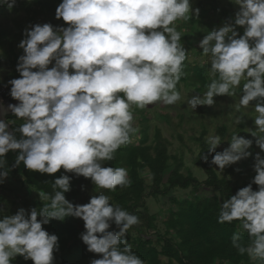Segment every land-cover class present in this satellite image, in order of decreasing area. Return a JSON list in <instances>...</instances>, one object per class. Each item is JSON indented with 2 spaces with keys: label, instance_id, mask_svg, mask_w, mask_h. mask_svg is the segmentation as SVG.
I'll return each instance as SVG.
<instances>
[{
  "label": "clouds",
  "instance_id": "clouds-1",
  "mask_svg": "<svg viewBox=\"0 0 264 264\" xmlns=\"http://www.w3.org/2000/svg\"><path fill=\"white\" fill-rule=\"evenodd\" d=\"M231 3L238 6L234 16L199 41L207 58L201 63L209 65L206 91L184 103L193 111L214 107L216 97L233 98L240 89L233 118L237 126L251 117L242 109L254 105V127L244 131L254 139L239 132H232L230 139L208 135L207 152L200 158L224 172L252 156L254 143L260 149L251 166L255 175L223 200L217 222H238L232 247L252 264H264V0ZM16 4L0 0V7L9 11ZM199 14L193 0H60L54 18L62 24L24 28L17 45L23 50L16 64L19 76L4 84L11 85L9 95L17 103L0 104L5 117L0 119V184L11 168L22 164L30 172L52 176L44 182H51L52 191H36L39 208L20 207L14 214H3L0 208V264H14L17 257L32 264H56L60 240L44 226L68 217L83 221L79 238L98 257L90 264H145L126 238L129 229L140 224L136 214L111 203L103 192L83 204L65 194L72 190L73 177L109 192L131 187L128 169L106 162L137 135L134 109L182 102L177 86L187 74L189 57L178 22ZM9 111L23 122L10 128L15 120L7 119ZM224 141L228 146L217 151ZM9 152H16L11 168ZM144 174L153 178L148 171ZM113 224L118 231L110 230Z\"/></svg>",
  "mask_w": 264,
  "mask_h": 264
},
{
  "label": "trees",
  "instance_id": "trees-1",
  "mask_svg": "<svg viewBox=\"0 0 264 264\" xmlns=\"http://www.w3.org/2000/svg\"><path fill=\"white\" fill-rule=\"evenodd\" d=\"M60 0H17L16 6L9 11L6 7H0V39L2 36L15 34L22 39L23 30L30 24L51 22L54 25L63 22L56 20L55 8ZM9 13H12L14 27H11L8 20ZM225 13V12H224ZM221 13L218 19L223 20L227 17ZM194 20L187 23L181 22L178 30H181L185 36L182 37V43L188 50L187 31L192 27ZM212 30V29H211ZM242 34V29H239ZM23 53L21 50L20 55ZM18 58L13 59V70L9 78H16L19 73L16 72V64ZM186 63L185 76L181 78L180 83L194 87L197 91H206V85L209 82L207 75L208 66L198 67ZM7 81L0 79V88L5 87ZM11 85L7 86L10 90ZM179 89V85L177 86ZM4 98L13 100L9 93L3 94ZM254 103V102H253ZM137 117L139 131L136 136V142L122 147L116 153L113 161L106 162L114 167H125L129 171V177L132 185L123 190L117 188L115 192L98 189L93 187L90 180L83 177H73L72 190L66 193L73 203H87L91 195L103 192L111 198V203L118 204L130 213L136 214L140 218L138 226L145 232L155 227V217L148 211L147 198L166 197L171 190L178 188L186 190L191 188L193 191L203 187L210 190L209 194L191 193L189 197L177 199L170 197L175 210H169L167 214L162 216L165 230L162 235L157 236L160 248L153 246L149 238L130 237V233L134 230V226L129 229L126 238L128 243L132 245L133 251L140 256L145 264H162L160 257L166 259L165 264H252L249 258L240 256L237 250L232 247L231 237L233 232L239 231L238 222L232 224H220L217 222L221 203L230 195L245 185H247L253 174L247 180L232 184L224 176L218 177L215 171V165L203 161L200 156L202 152H207V144L205 143L206 132L203 129L196 138L198 152L193 159L196 166L200 167L205 174V179L199 181L192 174H183L181 169L183 162L174 155L169 154V140L163 136L159 128H155L152 135L150 134L151 114L146 110L134 109ZM168 123L176 128L170 115H165ZM9 120H15V124L10 126L16 127L23 121L16 120L13 115L7 117ZM217 134L223 138L224 127L217 130ZM17 135H19L17 133ZM218 151V150H217ZM16 152L7 154L9 168L14 163ZM211 160V157H209ZM63 171V170H61ZM150 172L152 179L148 178V182L142 176L144 172ZM9 174H16L23 183L36 191L44 190L51 192L52 176L48 174H40L30 172L21 164L19 167L11 168ZM165 174L167 175L164 180ZM60 172L55 176H59ZM84 185V189H81ZM256 185L253 188L256 189ZM3 198L0 197V200ZM24 205L30 207L41 205L40 200L25 201ZM49 232L58 235L60 240V250L56 256V264H90V260L98 258L96 254L86 250V246L79 238V234L84 230L83 221L79 218L68 217L64 221L52 220L49 225L44 226ZM110 230L119 229L112 226ZM242 240L247 242L246 234L242 235ZM32 264V261H27Z\"/></svg>",
  "mask_w": 264,
  "mask_h": 264
},
{
  "label": "rangeland",
  "instance_id": "rangeland-1",
  "mask_svg": "<svg viewBox=\"0 0 264 264\" xmlns=\"http://www.w3.org/2000/svg\"><path fill=\"white\" fill-rule=\"evenodd\" d=\"M193 4L194 7L200 9V14L198 18H193L194 22L192 27L187 31V36L190 40L187 50L190 62H187L198 67H209L207 62L203 65L201 63V61H206L207 58L202 55V49L199 48V41L207 31L222 26L227 18L234 16L238 6L233 5L231 0H193ZM221 13L227 15L223 20L218 19ZM13 16L12 13H9L7 17L11 27H14ZM62 23L63 22L57 24L60 25ZM178 23L180 24L181 22ZM20 40L21 39L15 34L14 29L12 35L7 34L0 39L1 80L8 81L11 76L13 70L12 61L20 56L22 50L17 47ZM178 90L182 96V102L180 104L173 106H162L157 104L154 106L150 105L149 108L144 109L151 114L150 134L152 135L155 128H159L163 136L170 142V146L168 147L169 154L182 160L183 167L181 172L183 174H192L199 181H203L205 179L204 172L193 162L198 152L196 138L199 136L200 132L204 129L206 138L208 135H218L217 130L220 127H224V136L222 139H230L232 132H239V135L254 139L251 137L250 133L244 132L247 130L245 127H254L251 118L256 115L254 112V105H250L247 110L242 109V111H246L251 117L246 118L243 124L237 126L233 123V118L237 115L234 111V107L239 101L240 89H237V95L233 98L218 96L215 98L217 101L216 106H198L195 111L188 107L187 103H184V101L190 98V96L197 94V92L202 94L204 91H197L194 87L190 85L187 86L184 83L179 84ZM8 93L7 87L0 88V95L3 96V94ZM165 115H170L172 117L173 122L176 124V128H173L168 123ZM136 125L138 126L137 120ZM136 138L137 137H133L132 142H136ZM227 146L228 142L224 141L217 150L221 151ZM250 151L253 153L252 156L226 168L224 172L219 171L215 166L218 177L224 176L232 184H239L255 174L251 166L254 163L253 158L255 153L260 151V149L254 143ZM236 168H239L240 171H235L234 169ZM142 176L145 178V181L148 182V175L144 174ZM166 176L165 174L164 180ZM93 187L96 188L95 185H93ZM192 192L197 194H209L210 190H206L203 187L194 191L191 188L186 190L175 188L171 190L166 197L159 196L157 198H147L146 205L149 213L155 217V227L145 232L144 229L136 225L134 226V230L130 233V237L149 238L153 246L159 249L160 243L157 241V236L162 235L165 230L162 216L167 214L169 210H175L172 202L169 200L170 197L182 199L189 197ZM0 197L3 198L0 200V208L4 210L3 214H14L20 207L29 209L30 206L24 205L25 201L39 200L36 190L25 185L16 174H9L5 182L0 184ZM112 226L114 227L115 225L113 224ZM58 253H56V256ZM160 259L162 260V264H165L166 259L163 257H160ZM14 264H27V261H24L21 257H17Z\"/></svg>",
  "mask_w": 264,
  "mask_h": 264
},
{
  "label": "water",
  "instance_id": "water-1",
  "mask_svg": "<svg viewBox=\"0 0 264 264\" xmlns=\"http://www.w3.org/2000/svg\"><path fill=\"white\" fill-rule=\"evenodd\" d=\"M9 103H17V101H11L9 98H4L0 96V104H3L5 107L7 106V104ZM11 115V112L9 111L8 116ZM5 117L0 114V119H4ZM15 153V152H12Z\"/></svg>",
  "mask_w": 264,
  "mask_h": 264
},
{
  "label": "built area",
  "instance_id": "built-area-1",
  "mask_svg": "<svg viewBox=\"0 0 264 264\" xmlns=\"http://www.w3.org/2000/svg\"><path fill=\"white\" fill-rule=\"evenodd\" d=\"M2 97V95H0Z\"/></svg>",
  "mask_w": 264,
  "mask_h": 264
}]
</instances>
